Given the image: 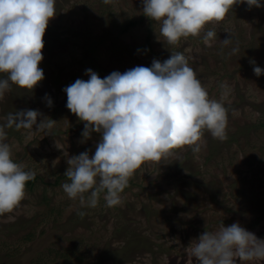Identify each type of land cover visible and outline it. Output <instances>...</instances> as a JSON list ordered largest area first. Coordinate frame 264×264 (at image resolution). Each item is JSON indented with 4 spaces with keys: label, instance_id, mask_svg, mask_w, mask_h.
I'll list each match as a JSON object with an SVG mask.
<instances>
[{
    "label": "rangeland",
    "instance_id": "rangeland-1",
    "mask_svg": "<svg viewBox=\"0 0 264 264\" xmlns=\"http://www.w3.org/2000/svg\"><path fill=\"white\" fill-rule=\"evenodd\" d=\"M55 8L43 38L44 79L32 92L12 85L0 100V123L26 110L57 122L47 135L5 129L12 159L37 177L17 208L0 216V264H195L186 252L190 242L222 223H239L264 240V74L253 71L264 70V6L234 5L221 22L205 26L216 32L209 44L202 33L181 38L178 46L168 45L159 25L143 15L142 0H56ZM130 21L137 24L122 32ZM97 38L91 52L88 42ZM174 52L189 59L209 98L227 108V139L205 131L199 153L186 147L143 164L120 205L107 207L101 193L97 207H81L62 188L69 182L66 161L86 151L94 155L101 134L82 136L84 122L66 107L64 89L87 81L89 69L103 79L163 63ZM13 224L14 232L2 231Z\"/></svg>",
    "mask_w": 264,
    "mask_h": 264
},
{
    "label": "clouds",
    "instance_id": "clouds-1",
    "mask_svg": "<svg viewBox=\"0 0 264 264\" xmlns=\"http://www.w3.org/2000/svg\"><path fill=\"white\" fill-rule=\"evenodd\" d=\"M56 0H0V100L12 85L32 92L44 79V35L56 15ZM105 4L112 0H104ZM143 15L160 27L166 43L178 46L181 38L201 37L205 44L216 37L205 26L221 22L234 5L260 8L259 0H142ZM228 46L232 39H224ZM238 44V42H237ZM239 48L231 49L232 54ZM250 63L255 64L254 61ZM259 77L264 74L253 68ZM87 81L77 79L67 86L66 107L84 122L82 136L92 132L101 139L95 154L83 152L67 158L62 185L64 193L81 207L95 208L101 193L107 207L122 203L121 194L136 171L146 162H160L177 155V149L201 151L204 132L214 139H227L228 110L221 101L210 99L207 89L189 66L182 52H174L151 67L137 66L124 73L113 72L101 79L91 69ZM222 99L227 85L220 84ZM49 107L52 101L45 97ZM39 118V123H37ZM0 123V216L11 213L25 197L26 184L35 173L14 162L5 141V129L45 132L57 122L37 110L8 113ZM83 142V141H82ZM67 155V154H66ZM83 217L85 212H78ZM195 264H255L264 262V240L239 223L216 231H205L186 249Z\"/></svg>",
    "mask_w": 264,
    "mask_h": 264
},
{
    "label": "trees",
    "instance_id": "trees-1",
    "mask_svg": "<svg viewBox=\"0 0 264 264\" xmlns=\"http://www.w3.org/2000/svg\"><path fill=\"white\" fill-rule=\"evenodd\" d=\"M137 23L136 22H134V21H130V23H127L126 25H125V27H124V29H123V31L122 32H126L130 27H132V26H135ZM94 42H88V45H87V49L88 50H90L91 52L93 51V49H92V47L94 46V44H95V42H97V41H101V38H97L96 40H93ZM88 64V63H87ZM90 64H88V66H89ZM36 175H35V179H36ZM35 179L34 180H31V181H29L27 184H26V186H30L34 181H35ZM17 225L16 224H13V225H9V226H5V228H3L2 229V231H8L9 233H12V232H14L13 231V229L16 227Z\"/></svg>",
    "mask_w": 264,
    "mask_h": 264
}]
</instances>
